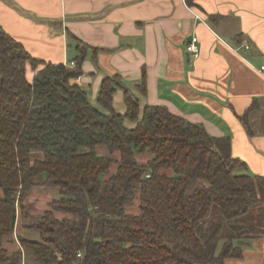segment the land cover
<instances>
[{"label": "trees", "instance_id": "1", "mask_svg": "<svg viewBox=\"0 0 264 264\" xmlns=\"http://www.w3.org/2000/svg\"><path fill=\"white\" fill-rule=\"evenodd\" d=\"M77 45L74 66L50 63L0 24V264H22L24 248L36 264L242 257L244 242L257 235L248 215L264 200V175L246 170L230 136L211 135L165 105H142L118 73L104 77L91 100L73 81L90 48ZM138 86L146 91L145 77ZM119 88L123 112L113 99ZM42 185L60 195L27 223L28 195ZM135 199L139 211L128 212ZM20 224L39 238L18 232L17 244L11 236Z\"/></svg>", "mask_w": 264, "mask_h": 264}, {"label": "crops", "instance_id": "2", "mask_svg": "<svg viewBox=\"0 0 264 264\" xmlns=\"http://www.w3.org/2000/svg\"><path fill=\"white\" fill-rule=\"evenodd\" d=\"M197 3L0 0V24L34 57L50 63L74 60L81 40L90 48L73 81L91 100L102 79L118 73L142 105H165L202 123L211 135L230 136L232 153L246 170L264 175V0ZM194 35L197 57L186 49ZM143 77L144 93L138 86ZM113 99L125 107L122 89ZM249 211L257 235L244 242L242 257L225 264H264V200ZM18 232L21 224L11 236L17 244Z\"/></svg>", "mask_w": 264, "mask_h": 264}, {"label": "rangeland", "instance_id": "3", "mask_svg": "<svg viewBox=\"0 0 264 264\" xmlns=\"http://www.w3.org/2000/svg\"><path fill=\"white\" fill-rule=\"evenodd\" d=\"M116 109L119 112H123L125 110V107L124 105L117 104ZM128 123L132 124V122L130 121H128ZM100 151L103 153L107 152L105 148H101ZM113 155L115 157H118L119 153L116 151L112 154V156ZM147 158L148 157L146 156H140V160H143V161H145ZM59 195H60L59 189H56L54 187L42 185V186H34L33 188H31V191L28 195L27 203H26L29 208V217H28L29 219L27 220V223L33 221L36 217L42 215L44 210L49 208L48 202L52 199L59 197ZM138 203H139V200L135 199V201L127 207L128 212L130 211V212L137 213L139 211ZM217 211H218L217 206L214 205L212 212L218 213ZM55 213L57 217L64 215L63 213L59 211ZM248 216L250 218H253L251 211L249 212ZM18 227H20V225ZM225 232L227 233L229 232V230L225 228ZM23 233H25L26 236L31 237V238H36V239L39 238V232L36 230H31V229L23 230ZM19 245H20V242H19ZM23 254L24 256L22 259L23 261L22 264H36L31 250H27L26 248H24Z\"/></svg>", "mask_w": 264, "mask_h": 264}, {"label": "built area", "instance_id": "4", "mask_svg": "<svg viewBox=\"0 0 264 264\" xmlns=\"http://www.w3.org/2000/svg\"><path fill=\"white\" fill-rule=\"evenodd\" d=\"M244 47H245V48H248L249 46H248V45H244ZM186 49H187L188 52H190V53L192 54V56H194V57L199 56L200 48H199V44H198V38H197L196 35H194V37L191 38L190 42L187 43V45H186ZM75 63H76V62H75L74 60H72V61L68 62L67 65H69V66H74ZM261 70L264 71V66H262ZM78 78H79V77H78ZM149 175H150V174L147 173V176H149ZM78 255H79V256H82V252L79 251V252H78Z\"/></svg>", "mask_w": 264, "mask_h": 264}]
</instances>
